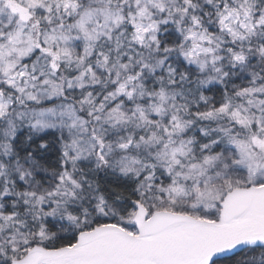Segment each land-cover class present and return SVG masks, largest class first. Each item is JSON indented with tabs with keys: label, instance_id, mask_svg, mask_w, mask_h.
Here are the masks:
<instances>
[{
	"label": "snow or ice",
	"instance_id": "6c2138e0",
	"mask_svg": "<svg viewBox=\"0 0 264 264\" xmlns=\"http://www.w3.org/2000/svg\"><path fill=\"white\" fill-rule=\"evenodd\" d=\"M0 264H264V0H0Z\"/></svg>",
	"mask_w": 264,
	"mask_h": 264
}]
</instances>
